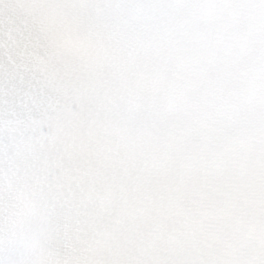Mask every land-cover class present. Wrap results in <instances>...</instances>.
<instances>
[{"label": "snow or ice", "instance_id": "obj_1", "mask_svg": "<svg viewBox=\"0 0 264 264\" xmlns=\"http://www.w3.org/2000/svg\"><path fill=\"white\" fill-rule=\"evenodd\" d=\"M0 264H264V0H0Z\"/></svg>", "mask_w": 264, "mask_h": 264}]
</instances>
